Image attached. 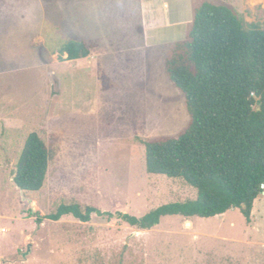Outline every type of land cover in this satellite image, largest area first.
<instances>
[{"label": "rangeland", "instance_id": "obj_1", "mask_svg": "<svg viewBox=\"0 0 264 264\" xmlns=\"http://www.w3.org/2000/svg\"><path fill=\"white\" fill-rule=\"evenodd\" d=\"M141 1L0 0V264H264L263 192L249 222L232 208L207 218L166 215L151 229L97 211L87 221L66 214L38 224L22 198L41 216L78 203L141 217L196 197L184 179L147 172L143 143L189 123L165 61L190 22L147 39ZM201 1L167 0L181 18ZM211 1L231 5L246 27L264 24V0ZM72 39L87 41L91 53L60 56ZM31 132L50 160L42 188L21 191L13 176Z\"/></svg>", "mask_w": 264, "mask_h": 264}, {"label": "trees", "instance_id": "obj_2", "mask_svg": "<svg viewBox=\"0 0 264 264\" xmlns=\"http://www.w3.org/2000/svg\"><path fill=\"white\" fill-rule=\"evenodd\" d=\"M187 34V39L175 43L165 68L184 93L189 123L177 136L143 143L147 172L184 179L195 188L196 197L162 204L141 217L61 204L45 216L34 213L38 224L66 214L87 221L90 212L97 211L151 229L166 215L207 218L232 208L250 221L264 186V24L246 27L231 5L202 0ZM59 53L72 60L85 58L91 45L72 39ZM49 160L44 140L29 133L16 163L15 185L23 191L41 189Z\"/></svg>", "mask_w": 264, "mask_h": 264}, {"label": "crops", "instance_id": "obj_3", "mask_svg": "<svg viewBox=\"0 0 264 264\" xmlns=\"http://www.w3.org/2000/svg\"><path fill=\"white\" fill-rule=\"evenodd\" d=\"M153 1H158L157 8L152 6ZM177 1V0H176ZM142 26L146 33L147 39L155 37V33L160 28H169L174 25L177 29L180 26L187 25L192 18L188 15L180 16L178 6L170 9L167 0H142ZM189 17V18H188ZM172 30H168L170 33ZM171 41V40H170ZM259 199V196L255 199Z\"/></svg>", "mask_w": 264, "mask_h": 264}, {"label": "water", "instance_id": "obj_4", "mask_svg": "<svg viewBox=\"0 0 264 264\" xmlns=\"http://www.w3.org/2000/svg\"><path fill=\"white\" fill-rule=\"evenodd\" d=\"M18 189H20L18 186H16ZM21 191H23L22 189H20ZM264 193V191H263ZM23 199L27 200L29 203H31V212L32 213H35V208H34V205L32 204V200L31 199H28L26 198L25 196H22Z\"/></svg>", "mask_w": 264, "mask_h": 264}, {"label": "built area", "instance_id": "obj_5", "mask_svg": "<svg viewBox=\"0 0 264 264\" xmlns=\"http://www.w3.org/2000/svg\"><path fill=\"white\" fill-rule=\"evenodd\" d=\"M262 188H264V186L262 185ZM6 232V227L3 226L2 224H0V241H1V237L3 236V234Z\"/></svg>", "mask_w": 264, "mask_h": 264}]
</instances>
